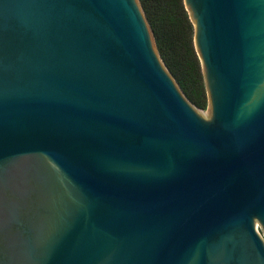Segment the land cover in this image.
<instances>
[{
    "label": "water",
    "instance_id": "1",
    "mask_svg": "<svg viewBox=\"0 0 264 264\" xmlns=\"http://www.w3.org/2000/svg\"><path fill=\"white\" fill-rule=\"evenodd\" d=\"M199 111L139 0H0V264H264V0H184Z\"/></svg>",
    "mask_w": 264,
    "mask_h": 264
},
{
    "label": "trees",
    "instance_id": "2",
    "mask_svg": "<svg viewBox=\"0 0 264 264\" xmlns=\"http://www.w3.org/2000/svg\"><path fill=\"white\" fill-rule=\"evenodd\" d=\"M159 55L187 99L207 105L201 63L194 46V27L184 0H139Z\"/></svg>",
    "mask_w": 264,
    "mask_h": 264
},
{
    "label": "rangeland",
    "instance_id": "3",
    "mask_svg": "<svg viewBox=\"0 0 264 264\" xmlns=\"http://www.w3.org/2000/svg\"><path fill=\"white\" fill-rule=\"evenodd\" d=\"M207 107H208V101H207V105H206V107H204V108H199V107H198V109H199L200 112H201V111H206V110H207Z\"/></svg>",
    "mask_w": 264,
    "mask_h": 264
}]
</instances>
